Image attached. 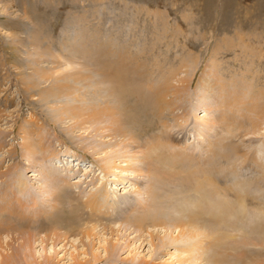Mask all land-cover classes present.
I'll list each match as a JSON object with an SVG mask.
<instances>
[{"label":"rangeland","instance_id":"374dc122","mask_svg":"<svg viewBox=\"0 0 264 264\" xmlns=\"http://www.w3.org/2000/svg\"><path fill=\"white\" fill-rule=\"evenodd\" d=\"M76 29H81L79 34L84 35L85 44L93 50L97 49L100 60L112 61L113 64L111 70L114 73L110 79H103L104 82L98 84L93 80L81 87L80 93L86 104H97L107 99L108 105L116 107L117 114L126 122L127 130L130 128L138 140L159 133L163 129L162 119L167 120L168 129L177 137V142H162L165 143L164 154L160 156L159 172L153 176L125 173L129 175L126 178L119 172H102L98 160L104 155L103 151L83 150L75 137L85 136L88 132L94 134L93 128H88V131L74 129V138L69 139L70 134L67 135L63 128L73 120L65 118L62 122L58 121L56 110L66 100L65 97L45 99L47 87L52 84L55 75H61L60 72L53 74L54 70L63 62V57L71 59L70 52L65 51L63 45L71 51L77 45ZM101 54L106 56L102 58ZM32 69L37 74L34 75ZM85 69L79 70L84 73ZM50 72L52 77L49 76ZM204 72L207 78L214 79L211 88L205 89V82L200 83ZM163 83L184 94L181 104L189 108L191 106L194 115L190 114L185 121L182 118L173 121L170 117L171 108L167 107L159 113L152 92ZM218 85L223 88L225 86L224 90L234 94L237 100L248 102L239 103L234 97L228 98L227 101L233 104H229V109L226 106L223 108L234 115L247 114V110L242 108L253 100L264 107V0H0V171L12 167L11 172H16L23 168L22 177L25 178L28 192L46 194L42 188L41 174L37 172L39 167L27 165L30 158L22 147L26 141L24 135L29 133L27 130L32 129V121H35L40 125V135L47 143L49 141L50 152H58V157L48 159L45 164L66 180L64 187L54 191L59 196L57 213L54 211L47 218L30 217L21 221L9 218L15 225H21L35 234L31 251L36 260L42 261V257L48 255L59 264H73L75 258L84 263L88 255L83 244L87 243V239L83 238L82 242L80 236L92 224L95 228L90 241L92 251L98 258H91L84 264H177L179 257L189 253V248L199 255L203 253V257L214 254L215 257L210 258L215 259L220 257L215 253L220 254L222 246L228 245L231 240H238L236 232L232 227L228 228L227 221L223 220L225 213L219 204L226 205L228 201H235L236 193L241 192L239 181L233 179L227 183L221 180L225 184L210 186L214 193L215 189L220 191V187H226L229 189L228 194L217 196L212 192L207 206H203L205 200L201 199L202 194H193V190L189 191L190 187L185 189L187 186L184 185V179L187 172H197L195 175L202 181L205 167L199 164L186 169L185 165H178L175 167L176 172L170 169L171 154L174 152L182 156L188 153L198 158L206 155V143L218 140L214 139L212 133H208L210 125L221 131L218 138L226 134L225 142L232 141L240 145L247 143L249 149L244 150L246 156L264 163V117H254L252 123L242 117L240 119V116H237V122L220 120L222 123L219 125L211 120L204 121L209 114L211 118L217 114L213 108L206 113L205 107L209 106V99H213L211 92L214 93ZM166 88L165 101L170 100L171 103L172 91ZM197 93L206 99V103L195 104L197 101L194 95ZM159 101L162 103L160 98ZM176 101L177 108L173 113L180 115L183 112L179 108L181 100L178 99V104ZM181 130L185 133L184 137L177 133ZM37 136L35 132L28 140L31 137L36 140ZM193 143H196L195 148L192 147ZM12 148L15 150L14 156L8 153ZM256 152L260 156H256ZM239 155L241 153L232 155L231 162L219 160L220 165L215 171L230 169V164L235 162L234 168L240 167L245 173L241 166L246 163L238 164ZM245 169L249 170L248 167ZM207 180L205 177L202 182ZM148 182L155 183L154 187L158 186L153 189L156 193L158 191L159 198L154 200L153 195H150ZM101 191L103 198L110 203L119 204L130 200L134 209L129 206V210H132L129 214L134 220H141L144 229L135 231L133 225H129V229L123 224L108 225L110 217L100 214L105 211L104 207L96 210L95 214L89 212L83 206L85 196L90 193L99 194ZM203 195L207 194L204 192ZM20 197L22 202L28 198L24 194ZM246 198L244 217L257 215L262 206L258 203L264 207V188L249 192ZM51 203L50 200L49 205ZM194 206L199 207L196 211L202 209L210 215L211 220L206 227L211 233L202 232L205 228L199 219L201 216H194L197 224L195 227L198 228L194 233L196 235H192L193 238L184 237L189 230L186 225L187 216ZM120 217L117 215V218ZM167 218L184 224L183 229L171 228L169 225L153 226L156 220L167 221ZM110 228L113 231H109ZM46 231L56 232L61 237L54 243L51 239L43 242L41 236ZM150 232L154 242H157V237L166 235L172 236L173 240L156 247L151 242ZM125 236L127 239L124 246L122 242ZM255 238L261 243L246 245L245 248L264 251V228L262 235H255ZM106 240L120 247L115 256H105L103 248ZM206 242L212 243L210 247L205 246ZM4 245L0 247V256L6 251L10 252ZM203 260L202 257L198 258L196 264H205Z\"/></svg>","mask_w":264,"mask_h":264},{"label":"bare ground","instance_id":"6f19581e","mask_svg":"<svg viewBox=\"0 0 264 264\" xmlns=\"http://www.w3.org/2000/svg\"><path fill=\"white\" fill-rule=\"evenodd\" d=\"M79 30L77 31L78 43H76L77 45L75 46L73 45L74 48L72 49V51L70 50V48H67V46L63 45V49L67 52H70L69 55L71 59L69 60L68 58L63 57L64 59L63 62L60 63L58 67L54 70L53 74L60 72L61 75L60 74L58 76L55 75V78H53L54 80L52 84L49 87H47V91H45L47 93L45 95L46 96L45 99H48V97L49 99H57L60 97H65L64 99L66 100L64 102L60 101L62 104L59 105L56 110L58 113L57 114L58 121L62 122L63 120H65V118L73 120L71 124L63 128L67 135L70 134L69 139L74 138L73 136L74 129H82V130L88 131V128L90 127L93 128L92 130L94 134H91V132H88L85 136H82V137L75 136V137L78 140L79 145L81 146V149L83 150L93 149L94 151H103L104 155L98 160L99 168L101 169L102 172L104 171V173L108 174L110 172L112 173L115 171V172H119L123 176H127L126 178H128L129 175H125V173L148 177V175L151 176L152 174L159 172V169H160L159 166L161 165L159 164L160 159H161L160 156H162L161 154H164L163 151L165 149L164 147L165 143L163 144L162 142H167V144L168 142H171V141L177 142V137L174 134H171L170 130L168 129L169 125H167V120L162 119L161 124L163 126V129L159 133L151 134L147 138L138 140L136 138V135L133 134L130 128L129 130H127L126 122H124L123 119H122L123 121L121 120L120 115L117 114L118 111L116 110V107L108 105L107 99L106 101H102V102L100 101L97 104H92V105L86 104L82 93H80L81 87L84 85L87 86L93 80L97 84L103 83L104 82L103 79L105 80L110 79L111 74H113L114 72L113 70H111V68H113L112 61H108V60L105 61V59L104 61H102V59L100 60L99 56L97 55L98 53L97 49L93 50L91 49L90 45L85 44L84 35L82 33L79 34V32H81ZM105 56L106 55L104 56L102 55V58ZM79 69H85L84 70L85 72L81 73ZM86 71L88 72L86 73ZM51 73L52 72H50V75H49L50 77H52ZM33 74L34 75L37 74L35 69L33 70ZM207 76L208 75L204 72V74L202 75L200 79V83L205 82L203 86V88L205 89L211 88V86L214 84L213 83L214 79L211 77L207 78ZM39 78H41V76ZM182 81L184 80H181V82ZM165 88L166 90L170 88V90L172 91L171 94L173 95V99H171V103H169L170 100L165 101V97H166L165 93H167V91L164 92ZM224 88L223 86L218 85V87L216 88V91L214 93L211 92V95H213L212 96L213 99L212 100L211 98L209 99L210 100L208 103L209 106L205 107L206 113L210 112L208 109L213 108L217 112V114H215L214 117L212 118L210 117V114H209L208 117L210 118L208 119L207 117L204 121L211 120L212 123H214L215 125H219V123H222L221 122L222 120H224V122H226L227 120L231 122L232 121L237 122V120L239 119L237 116H240V119L244 118V120L247 121L248 123H252V118L255 117L257 119H260L261 117H264V107H261V105H258L257 104L258 102H256L255 100H253L252 103L243 106L242 109H246L247 114L238 113L237 115H234L232 112L226 111V109L223 108V106H226L229 109V104L232 105L233 103L228 102L229 101L228 98L234 97L233 96L234 94L232 95L229 92H226ZM149 90L151 91V88H149ZM152 93L154 94V103H155L156 109L161 114L165 108L167 107L171 108L170 117L173 119V121H175L177 118L179 119L182 118L185 121L189 118L190 114H193V112H191V110L193 109V108L191 109V106L189 108L188 106L181 104L184 98V94L180 90H175L173 86L163 83V84L158 85L155 88V91ZM97 96L99 97L100 95L98 94ZM194 96L196 98L195 101H197L195 104L206 103V99L203 98V96H200L199 93L195 94ZM159 98L162 101V103L159 101ZM102 99L104 100L103 97H101V100ZM178 99L181 100L179 108H182L183 112H185L186 110L185 114L182 112L180 115L178 114L174 115L173 113V110L177 108V106H175V101L176 100L178 101ZM234 99L235 101H239V103L247 102V101H241L240 99L237 100L236 97H234ZM177 101H176V104H178ZM159 103L162 104L161 108H160ZM34 122L35 121H32V124H31L32 129L27 130L29 131V133L24 135V139L26 141L24 140L25 144L22 147L25 149V152H27L28 154L27 156L30 158L27 165L31 167H37V166L39 167L37 169V172L41 174V181H43L42 188L44 189L43 191H45L46 194L43 195L44 192H41L35 195V194L28 192L29 190L26 189L27 185L24 180L25 178L22 177L23 170H24L23 168L16 172H11L12 167L3 172L0 171V247L3 248V245L5 244L4 246L8 247V250H10V252L6 251L5 253L1 254L0 264H59L57 261L54 262L53 258L48 255H44L42 257V261L40 260L37 261L38 259L36 260V258L34 257L31 251V246H32L31 244L34 243L35 234L32 232L30 233V231H28L27 228L21 227V225L20 226L15 225L14 222L9 219L10 217H13L21 221L23 218L27 219L30 217L40 218V217L46 216L47 218L53 215L54 211L55 213L59 211L57 207L58 205L57 199L59 196L57 193H55L56 192L55 189L60 190L62 187H64L63 185L65 184L66 180H64V177H61V175L53 171V169L48 168L47 165L45 164V161H47L48 159H51L53 157H58V152H55V153L50 152V147L48 144L49 141L47 143V141L40 135L39 133L40 125H37V123L36 122L34 123ZM238 123L241 124L240 120ZM208 131H209L208 132L209 134L212 133V135H214V139H218V140L216 142L213 141V143L211 144L206 143L207 144L206 155L204 157L201 156L200 158H198L197 156H193L188 153L182 156L174 152L171 154L172 163H171L170 169L172 172H176L175 167L176 166L178 167V165L180 167L185 165L186 169L195 167L196 165H199V164L205 167L204 168L205 175H202L204 176L203 180L206 177L209 181L207 180L205 182H202L203 180L202 181L198 180V176L195 175L197 172L189 173L186 170H185V173L187 172L186 173L187 177L184 179V185L187 186L185 187V189L190 187L189 191L193 190L192 191L193 194H196L198 192L202 194L201 199L205 200L203 206H207L206 204L207 200L208 199L210 200V195H211L210 193L212 192H213L212 193L213 195L216 194L217 196H220L223 193H224L223 195L228 194L229 189H227L226 187H220V191L222 190V193L217 189H215V193H214V191L210 190V188H212L214 185L216 186L217 183L223 185L225 184V182L231 181L233 179L236 182L239 181L238 182L239 188H240L239 190H241V192L236 193L237 195H235V198H234L235 201H231V203L228 201L226 205L222 203L219 204V207L221 208V205H222V208L224 209L225 214H224L223 220L227 221L228 228L230 227L233 228L231 229L236 232L235 233L236 236L238 235V240L236 241L231 240V242L228 245H224V246L221 245L222 251L220 252V254L215 251L216 252L215 254L217 256L220 255V257L215 258V259H213L212 257L210 258V256H214V254L212 255L210 254L209 257L207 255L203 257L202 256L203 253L199 255L195 253L194 251H190V248H189V251H188L189 253L185 254L184 256L179 257L177 264H187V263L190 264L193 261L195 262L194 264H196V260L198 258L200 259L201 257L202 259H204L203 262H205V264L206 263H210V264H264V253H262L264 251L261 252L260 250H253V249L248 250L245 248L246 245L258 244L259 242L261 243V241H257L259 237H256L257 238L256 239L255 235L261 236L263 232V228H264L263 204L258 203L260 204V206L261 205L262 206L259 207L257 211L258 213H256L257 215H252L251 217V215H246L245 213L246 217H244V212H243V210L245 211V206L247 202L246 197L248 196L249 192H253L255 190H260L264 188V183H262V181H264V163H262V161L258 162L256 158L246 156V153L244 152V150L249 149L247 143L246 145H243V144L240 145L232 141L225 142L224 139H226V134H223V137L221 136V138H218L219 133L221 131H217L213 125H210L208 127ZM35 132L38 135L37 136L38 138L36 140H32V137H31L30 139L31 141L28 140L29 136H31ZM177 133H179V136L182 135L181 137H184L185 135V133H183L182 130ZM105 138L107 139L104 140ZM195 144L193 143L192 147L195 148ZM211 149L212 150L215 149V151H212ZM14 151L15 150L12 148L9 150L8 153L14 156ZM240 153H241V155H239L240 162L238 164L242 165L246 163L245 165L241 167L244 168L245 173L247 174L243 173L240 170V167L234 168V163H235L234 161H233L234 163L230 164L233 168L232 167L230 169L228 168L227 169L228 171L225 169H221V170L218 169L219 172L215 171V168L216 167L218 168V165H220L218 162L219 160L230 161L232 158V155L235 156ZM165 155H170V154L166 153ZM256 156H260L258 152H256ZM238 164H236V166ZM246 167H248L249 170L245 169ZM198 168H200V166ZM237 168L239 169V171L237 170ZM248 172L251 173L252 175H248L249 174ZM254 172H255V175L253 174ZM217 174L220 176L218 177ZM33 175L35 177L37 176V174L35 173ZM33 175H30V176L27 175V176L31 177ZM151 179H153V177ZM221 180L225 182L223 183ZM161 181H164V180H161ZM150 182H148V186L151 191L150 195H153V198L155 200L159 198V195L157 194L158 191L156 193V191L153 188H157L158 186L154 187L155 183L151 184ZM39 190H41V187ZM204 192L207 195H203ZM23 194L27 196L28 198L24 199L25 201L23 200L22 202L20 196ZM50 200L52 201V203L49 205ZM130 203H131L130 200L129 201L126 200L119 204H115L114 202H111V203L107 202L105 198H103V193L101 191L99 194L90 193L86 195L84 202H83V206L87 208L89 212H91L92 214L96 210H99L100 207L101 208L104 207L105 211L104 212L101 211L100 214L110 217V220H108L109 221L108 225L112 223L114 225L119 224V226L120 225L121 226L124 225V227L127 226L128 229H129V225L130 226L133 225L135 227V231H142L144 228H143V224L141 223V220L140 221L134 220V218L129 214L131 210V209L129 210V206L131 207L133 206ZM143 203L146 204L145 201H143ZM46 206L50 207V209L52 210H47ZM187 206L188 205H186V207ZM173 208L175 209V207ZM193 208L195 209L194 210L195 212L193 211ZM198 208L199 207H196V206L191 207L190 212L188 213L186 225H188L189 230L185 232L186 235L184 237H188V238L192 237V235H194V233L198 229L195 227L197 226V224L195 223L196 219L194 221V216H201L199 217V219L200 221L202 220V224L205 228L202 230V232L204 231L207 234L211 233L209 232V229L206 227L210 223V220H211L209 217L210 215H208L207 211H204V210L202 211V209H200V211H196V209L198 210ZM110 209L112 210L111 212L108 211ZM133 209L134 208L132 207V210ZM90 215H89V218H90ZM117 215L118 216L121 215L122 217L117 218ZM99 220L100 219L98 218V221ZM223 220H221L222 223L224 222ZM155 225H160V226L169 225L171 228L172 226H174V227H181L182 229L184 226V224L178 223V220H174L170 218H167V221L156 220V222H153L154 227ZM94 228H95L94 224L90 225V228L83 230L80 236V241L82 242L84 241L83 238L87 239V243L83 244L84 246H86V250H87L86 254L88 255V258L86 259L85 262H89L88 260L91 258H93V260H96L98 258V256H96V253H93L92 251V242L90 241V237L94 235L93 234ZM103 228L105 229V226H103ZM113 228H110L109 231H113ZM117 232H119V230ZM169 233L171 234V232ZM198 233H199V230H198ZM149 235H150L152 244L156 247H160L164 244H167V242L173 240L172 236L166 235V236L157 237V242H154L153 234L150 232ZM60 237L61 235L56 232L46 231L45 234L41 236V239L43 242H46L48 239H51L54 243V241H56L57 239H60ZM126 239H127V236L124 237L123 242H122L124 246L126 244V241H125ZM195 241H198V240H195ZM211 244L212 243L209 244L206 242L205 246L207 247ZM103 249H104L106 257H109V256L112 257L113 255L115 256V254H117V251L120 249V247L118 245H115L110 240H106ZM84 263L77 261V258H75L73 261V264H84Z\"/></svg>","mask_w":264,"mask_h":264}]
</instances>
